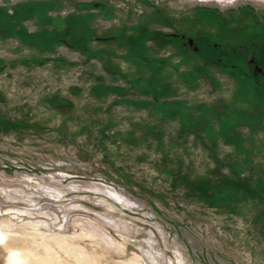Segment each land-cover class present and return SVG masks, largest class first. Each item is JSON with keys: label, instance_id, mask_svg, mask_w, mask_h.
Masks as SVG:
<instances>
[{"label": "rangeland", "instance_id": "374dc122", "mask_svg": "<svg viewBox=\"0 0 264 264\" xmlns=\"http://www.w3.org/2000/svg\"><path fill=\"white\" fill-rule=\"evenodd\" d=\"M79 1L0 0V264H264V0Z\"/></svg>", "mask_w": 264, "mask_h": 264}, {"label": "bare ground", "instance_id": "6f19581e", "mask_svg": "<svg viewBox=\"0 0 264 264\" xmlns=\"http://www.w3.org/2000/svg\"><path fill=\"white\" fill-rule=\"evenodd\" d=\"M11 224L12 223L10 222V219H5V220L2 221L1 225L4 227V230H3L2 226H0V242H5L7 240V238L9 237L8 234H10V232L13 231V228L11 227ZM33 229H34V227H33ZM34 241H36V240H34ZM34 243L36 244L38 242H34ZM57 244L63 245L64 243L62 241H57ZM48 246H46V244H44L45 254H43V255L37 254V252L35 250H32L30 248L15 249V248H10L8 246V251H9L10 256L12 258V262L11 263L12 264H16V263H21V264H39V263H43V264H57V263H59V260L57 259V257H55L52 254L54 252H52V250Z\"/></svg>", "mask_w": 264, "mask_h": 264}, {"label": "crops", "instance_id": "0c3cea01", "mask_svg": "<svg viewBox=\"0 0 264 264\" xmlns=\"http://www.w3.org/2000/svg\"><path fill=\"white\" fill-rule=\"evenodd\" d=\"M73 1H75V0H73ZM78 4H85V5L87 4L88 5V7H83L85 9H82V10H86L87 14L91 15L90 17H92L96 14L95 12H93L94 10H92V8H112L111 5L105 4V1H103V0H101V2H98L99 7H96L95 2L92 0L79 1L74 5V8H78L77 7ZM89 4H90V6H89ZM1 9L2 8H0V32H1V34L4 35L3 38H6L7 37V28H8V23H9L6 20L7 19L10 20V19L5 16V13H3ZM47 9H49V8H47ZM47 9L45 10V13H46ZM13 12H14V10H13ZM4 61H5L4 59L0 58V63H3Z\"/></svg>", "mask_w": 264, "mask_h": 264}, {"label": "flooded vegetation", "instance_id": "af4514ba", "mask_svg": "<svg viewBox=\"0 0 264 264\" xmlns=\"http://www.w3.org/2000/svg\"><path fill=\"white\" fill-rule=\"evenodd\" d=\"M191 41H192V43L194 42L193 40H191ZM215 46H216V44H215ZM255 63H256V65L254 67H255L256 71L260 72V71L264 70V64H260L259 61L255 62Z\"/></svg>", "mask_w": 264, "mask_h": 264}, {"label": "water", "instance_id": "95a60500", "mask_svg": "<svg viewBox=\"0 0 264 264\" xmlns=\"http://www.w3.org/2000/svg\"><path fill=\"white\" fill-rule=\"evenodd\" d=\"M190 43H192V41H190Z\"/></svg>", "mask_w": 264, "mask_h": 264}]
</instances>
